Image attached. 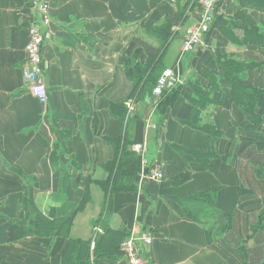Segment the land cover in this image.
Returning <instances> with one entry per match:
<instances>
[{
    "label": "crops",
    "instance_id": "obj_1",
    "mask_svg": "<svg viewBox=\"0 0 264 264\" xmlns=\"http://www.w3.org/2000/svg\"><path fill=\"white\" fill-rule=\"evenodd\" d=\"M199 1L50 0L53 21L40 65L49 100L43 104L24 83L30 0H0V264H129L118 248L132 231L153 235L148 264H264V149L250 145L239 152L244 133L264 136V119L253 127L240 105L212 103L199 122L219 138L188 124L194 84L209 90L210 74H223L219 61L243 63L244 85L264 92V47L246 31L264 30V8L224 0L204 46L184 53L182 31L199 17ZM183 10L188 16L171 27L174 44L160 49L149 33ZM137 38L159 49L164 69L175 73L160 116L152 92L133 96L126 63ZM132 56L141 65L149 57L142 46ZM218 79L231 88L223 75ZM117 142L118 151L126 142L136 155L119 177L133 187L113 191L104 182ZM136 143L147 144L144 155L135 152ZM197 151L228 160L211 171ZM170 163L191 170V179L173 183ZM150 165L164 177L152 178ZM32 183L42 212L74 215L68 235L9 240L14 223L28 225L21 204Z\"/></svg>",
    "mask_w": 264,
    "mask_h": 264
},
{
    "label": "trees",
    "instance_id": "obj_2",
    "mask_svg": "<svg viewBox=\"0 0 264 264\" xmlns=\"http://www.w3.org/2000/svg\"><path fill=\"white\" fill-rule=\"evenodd\" d=\"M253 5L257 7H263L264 8V0H252L250 1ZM192 7V5H190ZM185 10L179 11L178 13L168 16L165 20V23H163V26H166V28H171L176 22H179L181 18H186V14L184 13ZM251 31V30H250ZM253 32H249L247 34L251 35L252 42L257 43L259 45H262L264 47V44L260 41V37L257 35H253ZM169 35V34H168ZM249 39V38H248ZM142 46L146 53L148 54V59L144 65H141L140 62L135 61L134 57L132 56V53L136 47ZM127 54L129 58L127 59L126 63V70L127 75L134 79L135 81V88L133 91V96L139 98L140 95L143 96V98H146V96H149V93L152 92L153 87L155 85L156 80V71L157 67L159 65V61L161 59V55L159 49L153 47L152 45L148 44L147 42H144L143 40L137 38L135 39L127 49ZM219 64L221 67L223 66L221 61H219ZM236 66H238L240 69H237L238 76L234 78V80H229L232 84L231 88H226L224 86H221L219 84V76H224V74L220 75L218 72H213L214 74L211 75V81L210 85L211 87L209 90L205 88L204 86L198 85L196 87V90L202 91L197 92L199 93V96H194L195 93L192 96H189V101L192 105L191 109V118L188 120V124L192 127H198L202 128L208 135L211 137L214 132H216L213 127L209 124L202 125L200 121V114L202 110L204 109L205 105L212 104V103H219L224 105L225 107H230L233 103H236L241 106L242 110L245 113L253 115H257L255 109H253V105L257 106L263 102L264 99V92L256 90L254 88H250L244 85V64L241 62H237ZM134 73V74H133ZM212 89V95L211 97L208 96V94L211 92ZM166 95V92H164L163 96ZM211 98V99H210ZM163 107V103L159 104L157 115L160 116L159 108L161 109ZM260 106V110H261ZM260 113V112H259ZM261 120V118H260ZM262 121V120H261ZM258 121V124L261 122ZM218 133V132H216ZM116 158L113 162L109 163L107 167L110 168V174L108 179L104 182L107 187L111 190H119V189H130L133 186H124L123 181L119 180L120 174L124 173L122 171L123 167L127 162L132 160L135 157L134 152L127 151L126 145H128L126 142L123 143V149L118 151V142L116 143ZM247 147L246 143L243 145V135L241 138V145L239 147V152H243V149ZM196 158L199 159L203 165H205L208 169L211 171H216L219 166L228 160L227 154H218V153H212L209 152H195L194 153ZM119 163L116 165V163ZM167 175L168 177L173 181L175 184H180L183 182H186L191 179L192 177V171L187 169L186 167L177 166L174 164H169L167 167ZM35 183V182H34ZM30 188H25V196L23 199V202L21 204V214L25 216L28 219V225H18L14 223L9 228V240L10 241H17L19 239L25 238L27 236L31 235H52V234H62L63 236L68 235L71 223L74 219V215L71 216H64L59 215L56 217H50L44 212H42L36 202L33 198V184ZM104 184V185H105ZM83 201V204H81L79 209H82L84 204L86 203Z\"/></svg>",
    "mask_w": 264,
    "mask_h": 264
},
{
    "label": "built area",
    "instance_id": "obj_3",
    "mask_svg": "<svg viewBox=\"0 0 264 264\" xmlns=\"http://www.w3.org/2000/svg\"><path fill=\"white\" fill-rule=\"evenodd\" d=\"M224 0H201L199 17L188 29L182 38V50L184 53H193L199 50L206 43V37L210 32L216 17L220 13V4ZM30 8L33 10V23L29 30L31 40L27 45L28 59L24 72L25 88L32 93L41 103L47 104L49 100L48 88L41 75V62L43 59L44 45L48 37L49 26L52 23L50 15V0H30ZM175 78L173 69H166L158 78L153 89L154 96L160 97L169 87L171 81ZM135 152L144 155L147 152V146L138 143L133 146ZM146 164V162H145ZM151 176L154 179L164 177L162 169L149 166ZM153 242V235L150 232L132 231L121 242L118 252L125 258L129 264H148L146 252ZM95 243L91 244L94 248Z\"/></svg>",
    "mask_w": 264,
    "mask_h": 264
},
{
    "label": "rangeland",
    "instance_id": "obj_4",
    "mask_svg": "<svg viewBox=\"0 0 264 264\" xmlns=\"http://www.w3.org/2000/svg\"><path fill=\"white\" fill-rule=\"evenodd\" d=\"M201 1V0H200ZM199 1V2H200ZM184 13L186 14V16H188V13H189V11L188 10H185L184 11ZM194 24V21L187 27V29H186V31H185V33H184V31H182V33L185 35L186 34V32L188 31V29L191 27V25H193ZM147 24H145V27L149 30V31H151L152 30V28H151V26H146ZM251 30V31H250ZM246 31H249V32H253L254 34L253 35H257V36H259L260 37V41L264 44V30H262V29H259V28H246ZM181 33V34H182ZM169 34V35H168ZM175 34H176V32L174 31V30H172L171 28H166V26H160V27H158L157 28V30L155 31H153V32H150L149 33V37H151V38H153V39H155V41H157L158 43H159V47H160V49H163L165 46H171V45H173L174 44V41H175ZM178 34H180V31H178ZM182 34V36H184ZM177 35V34H176ZM182 36H181V40H182ZM171 44V45H170ZM164 60H162L161 61V59H160V63H159V65H158V69H157V71L155 72L156 73V76H155V79H154V81L157 79V77H160L161 75H162V73L166 70V69H172V68H165L164 69V66H163V64H164V62H163ZM237 62H239V61H232V60H229V61H225L224 62V65L222 66V69H223V74L225 75V78H226V80H234V78H236L237 76H238V74L236 75V73L235 72H233V68L235 67V65H236V63ZM164 69V70H163ZM174 71V70H173ZM134 74V73H133ZM158 80V79H157ZM157 80H156V82H157ZM156 82H155V85H156ZM155 85H154V87H155ZM154 87H153V89H154ZM196 87H198V84H194V88H196ZM208 90V89H207ZM211 90V93L213 92L212 91V89H210ZM196 91L197 92H202V91H199V90H196L195 89V95L194 96H199V93H196ZM154 97V98H153ZM163 97V95L162 96H160V98H158V97H156V96H154V93H153V90H152V99H150V101L152 102V104H159V102H160V100H161V98ZM157 104V105H158ZM159 106V105H158ZM158 106H157V111H158ZM208 106V105H207ZM260 106H261V110H260ZM260 106L259 105H257V106H254L253 105V109H255L256 110V112H258L257 113V115H258V117L256 116V115H253V116H251V122L253 123V127L254 126H256L257 124H258V121H261V120H263L264 119V99H263V102L260 104ZM257 109H258V111H257ZM159 111H161V109L159 108ZM251 115V114H250ZM260 118H261V120H260ZM219 138L220 136H219V134L218 133H216V132H214V134L211 136V138L212 139H216V138ZM238 143H240V140H239V142ZM246 143V146H250V145H253V146H256V147H258V148H261V149H264V136H253V135H250V134H247V133H244L243 134V145ZM136 144H138V143H136ZM145 146H147V144L145 143ZM137 153V152H136ZM106 172H110L109 171V169H107L106 170ZM105 218V217H104ZM211 218H213V217H211ZM103 220V219H102ZM95 222H96V224H98V225H100L101 227H103L104 226V224H102V222H101V220H100V218L99 219H96L95 220ZM259 225H260V227H263L264 226V211L262 212V214H261V218H260V223H259ZM100 230H101V228L98 226L97 228H96V231H97V233L98 232H100ZM95 241H96V239H95ZM91 244H93V241H92V243ZM239 256L242 258V256L239 254ZM243 259V258H242Z\"/></svg>",
    "mask_w": 264,
    "mask_h": 264
}]
</instances>
